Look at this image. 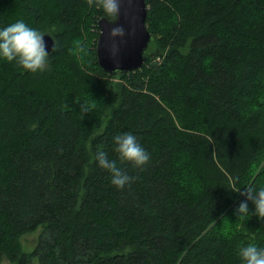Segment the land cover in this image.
<instances>
[{"label":"trees","instance_id":"trees-1","mask_svg":"<svg viewBox=\"0 0 264 264\" xmlns=\"http://www.w3.org/2000/svg\"><path fill=\"white\" fill-rule=\"evenodd\" d=\"M144 2L154 51L111 74L94 53L103 14L86 0H0V29L22 19L56 49L37 74L0 60L9 263L241 264L240 247H264V219L251 201L238 217L245 197L231 191L264 187V0ZM126 132L151 160L120 165L134 179L118 190L94 157L115 159Z\"/></svg>","mask_w":264,"mask_h":264},{"label":"clouds","instance_id":"clouds-1","mask_svg":"<svg viewBox=\"0 0 264 264\" xmlns=\"http://www.w3.org/2000/svg\"><path fill=\"white\" fill-rule=\"evenodd\" d=\"M123 0H86L89 7H95L105 17L111 18L114 23L120 14V6ZM131 2V0H129ZM38 29L30 27L24 20H17L0 29V60L14 63L19 69L32 73H42L46 70L49 61V54L46 50L44 35ZM125 35L122 26H115L109 29L108 36L112 40L109 46L110 54L115 57L119 52V45L114 38ZM55 51V45L53 46ZM81 111L85 114L89 111L87 106L82 105ZM116 158L109 159L108 153L99 150L95 154L97 166L105 170L110 176V183L116 189H123L129 185L134 177L129 176L120 165L130 164L133 168L141 171L151 160L150 153L131 132L117 134L112 140ZM233 186L231 191L238 192L245 197L236 211L238 217L249 216L248 202L251 201L254 211L251 215L258 219H264V187L257 189L254 185L243 187ZM238 256L241 264H264V247L256 244H247L239 248Z\"/></svg>","mask_w":264,"mask_h":264},{"label":"water","instance_id":"water-1","mask_svg":"<svg viewBox=\"0 0 264 264\" xmlns=\"http://www.w3.org/2000/svg\"><path fill=\"white\" fill-rule=\"evenodd\" d=\"M146 5L144 0H123L120 6L119 18L113 23L103 16L97 18L98 30L94 45L97 65L106 73L117 74L139 68L146 58L145 50L153 36L147 31L144 19ZM122 26L125 35L114 38L119 45L118 54L113 57L109 52L112 40L108 36L109 29ZM44 35L48 54L54 46L53 38L47 33Z\"/></svg>","mask_w":264,"mask_h":264},{"label":"rangeland","instance_id":"rangeland-1","mask_svg":"<svg viewBox=\"0 0 264 264\" xmlns=\"http://www.w3.org/2000/svg\"><path fill=\"white\" fill-rule=\"evenodd\" d=\"M146 51L148 52H153L154 51V45L152 42H149V45L146 49ZM158 61L156 56H153L150 59V63ZM38 233V229L30 232V233H24L23 235H21L19 237V243H20V247L22 249V251L24 252H28L31 250V248L34 246L35 240H36V236ZM0 264H11L9 263L3 256L0 257Z\"/></svg>","mask_w":264,"mask_h":264},{"label":"built area","instance_id":"built-area-1","mask_svg":"<svg viewBox=\"0 0 264 264\" xmlns=\"http://www.w3.org/2000/svg\"><path fill=\"white\" fill-rule=\"evenodd\" d=\"M157 60L159 61V58L157 57ZM155 62H157V61H155Z\"/></svg>","mask_w":264,"mask_h":264},{"label":"flooded vegetation","instance_id":"flooded-vegetation-1","mask_svg":"<svg viewBox=\"0 0 264 264\" xmlns=\"http://www.w3.org/2000/svg\"><path fill=\"white\" fill-rule=\"evenodd\" d=\"M111 19V18H110Z\"/></svg>","mask_w":264,"mask_h":264}]
</instances>
